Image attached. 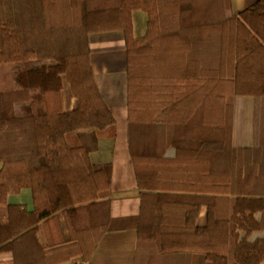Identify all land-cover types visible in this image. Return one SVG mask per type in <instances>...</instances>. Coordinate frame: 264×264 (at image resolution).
<instances>
[{
    "label": "trees",
    "instance_id": "1",
    "mask_svg": "<svg viewBox=\"0 0 264 264\" xmlns=\"http://www.w3.org/2000/svg\"><path fill=\"white\" fill-rule=\"evenodd\" d=\"M119 31L141 194L134 264H264V0L240 13L231 0H0V252L12 254L0 264H87L105 234L114 167L91 153L117 120L90 36ZM248 97L256 143L234 121ZM24 189L31 208L8 201Z\"/></svg>",
    "mask_w": 264,
    "mask_h": 264
},
{
    "label": "crops",
    "instance_id": "2",
    "mask_svg": "<svg viewBox=\"0 0 264 264\" xmlns=\"http://www.w3.org/2000/svg\"><path fill=\"white\" fill-rule=\"evenodd\" d=\"M255 1L257 0H231L232 11L240 13ZM132 19L135 36H143L147 29L146 13L134 10ZM90 49L97 84L117 120V136L114 140H101L98 149L91 153L94 163L111 161L114 168L109 225L87 264H134L141 194L128 148L124 35L121 31L92 34ZM234 111L236 130L242 135L241 142L256 143L255 134L260 111L256 99H238ZM123 112L126 122L119 123L116 113ZM8 201L12 204H27L31 208L32 192L30 189H24L18 194L10 195ZM11 258L10 252H0V261H9ZM59 264L72 263L66 261ZM194 264L209 262L196 257Z\"/></svg>",
    "mask_w": 264,
    "mask_h": 264
},
{
    "label": "rangeland",
    "instance_id": "3",
    "mask_svg": "<svg viewBox=\"0 0 264 264\" xmlns=\"http://www.w3.org/2000/svg\"><path fill=\"white\" fill-rule=\"evenodd\" d=\"M30 84L33 85V86H36V85H40V84H43L45 83V79H49L48 76H35V77H32L30 78ZM117 114V118H118V121L119 123H121V121H123L124 123L126 122V117L124 115V112L123 113H116Z\"/></svg>",
    "mask_w": 264,
    "mask_h": 264
}]
</instances>
